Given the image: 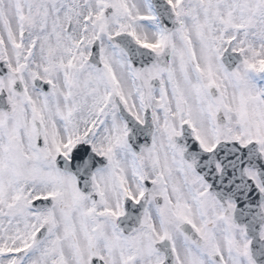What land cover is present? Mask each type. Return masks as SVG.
Masks as SVG:
<instances>
[{
	"label": "snow or ice",
	"instance_id": "snow-or-ice-1",
	"mask_svg": "<svg viewBox=\"0 0 264 264\" xmlns=\"http://www.w3.org/2000/svg\"><path fill=\"white\" fill-rule=\"evenodd\" d=\"M0 264H264V0H0Z\"/></svg>",
	"mask_w": 264,
	"mask_h": 264
}]
</instances>
